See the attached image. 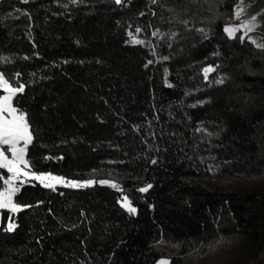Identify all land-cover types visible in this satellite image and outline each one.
Returning <instances> with one entry per match:
<instances>
[{
    "label": "trees",
    "instance_id": "obj_1",
    "mask_svg": "<svg viewBox=\"0 0 264 264\" xmlns=\"http://www.w3.org/2000/svg\"><path fill=\"white\" fill-rule=\"evenodd\" d=\"M236 2L0 0V74L24 85L13 105L33 170L97 181L26 183L14 197L23 210H0V264L259 259L264 50L225 33Z\"/></svg>",
    "mask_w": 264,
    "mask_h": 264
},
{
    "label": "snow or ice",
    "instance_id": "obj_2",
    "mask_svg": "<svg viewBox=\"0 0 264 264\" xmlns=\"http://www.w3.org/2000/svg\"><path fill=\"white\" fill-rule=\"evenodd\" d=\"M116 3H121V0H116ZM243 7L237 5L236 18L238 19L243 14ZM256 17H252L251 20L242 23L239 27H226L225 31L232 36L235 32L241 28L245 30L243 40L247 38V34L252 32L256 25ZM139 31V29H137ZM140 43V41H134ZM252 43H256L255 40ZM257 47L264 48V45L257 44ZM167 59V57H164ZM151 63V61L149 62ZM214 71L213 68L204 69L205 75ZM217 83H223V80L217 81ZM0 88L3 89V96H0V169L6 170L9 175L5 176L0 174V180L3 181V186L0 187V209H6L9 212H19L23 210V206L14 201V197L20 193L21 188L31 181H38L46 189L56 190L57 185L64 187H77L84 188L92 186L97 183L94 180H87L83 182L73 181L66 179L62 176H55L52 173L38 172L33 170L34 165L28 159V148L32 143V133L28 124L26 114L23 111H19L13 105V99L18 93H22L24 85L13 87L3 74H0ZM10 153V157L8 155ZM46 159H51L48 157ZM152 163H156L155 160ZM100 184H109L107 180L99 181ZM111 187L117 188L116 184H111ZM152 185L138 189L140 192H147ZM122 206L126 207L130 213H135L136 209L131 207L130 201L127 196L123 197ZM11 221V217L8 218ZM15 228V224L8 223V230L12 231ZM160 264H168L167 261H160Z\"/></svg>",
    "mask_w": 264,
    "mask_h": 264
},
{
    "label": "rangeland",
    "instance_id": "obj_3",
    "mask_svg": "<svg viewBox=\"0 0 264 264\" xmlns=\"http://www.w3.org/2000/svg\"><path fill=\"white\" fill-rule=\"evenodd\" d=\"M237 5H241L244 9L243 14L238 19L236 18V15H235ZM232 14H233V18L235 21L232 25L228 24L226 27H239L242 23L251 20L252 17L255 16L257 18L256 19V25L257 26L255 27V29L252 32L247 34L246 39L248 41H250L254 47L264 50V48L257 47V44L264 45V0H237L236 4L234 5ZM239 31H240V36L243 37L245 30L243 28H241ZM225 33L227 34L228 37H234L236 32L232 36H229V34L226 31H225ZM253 40H255L256 43H252ZM134 41H140L141 42V40L134 38V37H131V42L135 43ZM5 94L6 93H4L3 89L0 88V96H3ZM0 147H6V146H0ZM8 155L10 157L11 154L8 153ZM31 182H36L39 184L38 181H31ZM78 182H80V181H78ZM241 183L244 184V186L248 184L246 182H241L239 180L237 182V185H239ZM111 184L112 183L105 184V185H111ZM230 184H231V181H227L225 186L230 185ZM57 186H62V185H57ZM69 188H77V187H69ZM122 203H123V199L120 201V205H121V207H123V209H126V211L129 212L126 207L122 206ZM132 214H134V213H132ZM155 248L163 254H169V253L171 254V253H174L176 251L175 247L170 246V245H166L163 243L155 244ZM162 260L167 261L166 258H160L156 262V264H160V261H162ZM258 262H259V264H264V252H262L261 255L259 256Z\"/></svg>",
    "mask_w": 264,
    "mask_h": 264
},
{
    "label": "built area",
    "instance_id": "obj_4",
    "mask_svg": "<svg viewBox=\"0 0 264 264\" xmlns=\"http://www.w3.org/2000/svg\"><path fill=\"white\" fill-rule=\"evenodd\" d=\"M252 264H258V260L257 261H255L254 263H252Z\"/></svg>",
    "mask_w": 264,
    "mask_h": 264
}]
</instances>
